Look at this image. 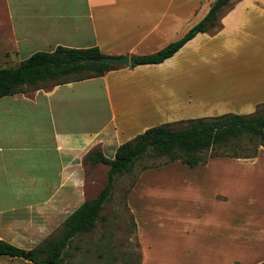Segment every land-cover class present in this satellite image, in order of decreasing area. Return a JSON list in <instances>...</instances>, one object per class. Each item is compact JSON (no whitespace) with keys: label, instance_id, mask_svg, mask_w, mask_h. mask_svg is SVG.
I'll return each mask as SVG.
<instances>
[{"label":"crops","instance_id":"0c3cea01","mask_svg":"<svg viewBox=\"0 0 264 264\" xmlns=\"http://www.w3.org/2000/svg\"><path fill=\"white\" fill-rule=\"evenodd\" d=\"M214 1L0 0V68L60 46L154 55L184 38ZM221 25L162 63L1 97L0 240L33 250L96 198L89 195L108 166L87 162L92 151L114 159L121 145L162 124L257 112L264 104V0L233 1ZM216 171L189 167L183 203H163L158 215L150 210L155 203H128L140 264L264 262V203L251 191L247 210L227 203L226 192L221 202L220 191L207 188L219 183ZM190 193L205 202L193 203ZM0 264L33 263L0 255Z\"/></svg>","mask_w":264,"mask_h":264},{"label":"trees","instance_id":"16d2710c","mask_svg":"<svg viewBox=\"0 0 264 264\" xmlns=\"http://www.w3.org/2000/svg\"><path fill=\"white\" fill-rule=\"evenodd\" d=\"M233 1L215 0L207 16L184 38L154 55L133 56L130 66L162 63L197 34L218 31L222 26L221 16ZM101 56L104 55L99 48L73 49L60 46L53 52H38L16 67L0 68V98L22 93L28 88L40 89L102 77L120 67L92 60ZM243 137L264 147V104L251 115L225 114L150 128L121 145L114 159L98 150L92 151L86 157L87 162L102 163L109 167L107 182L98 196L86 201L66 219L58 233L39 247L27 251L0 240V255L28 256L33 264H71L73 252L82 249L76 240L92 233L103 218L102 212L113 193L117 176L132 173L137 163L146 159H153V162L145 164L143 171L174 162L195 168L207 163L208 159L204 155L206 151L228 147ZM218 156L215 154L213 158ZM163 158H166L164 163L155 162ZM101 243L99 241L97 245ZM98 256L103 258V253ZM141 261L142 256L138 264Z\"/></svg>","mask_w":264,"mask_h":264},{"label":"rangeland","instance_id":"374dc122","mask_svg":"<svg viewBox=\"0 0 264 264\" xmlns=\"http://www.w3.org/2000/svg\"><path fill=\"white\" fill-rule=\"evenodd\" d=\"M180 126V125H178ZM218 154V157L213 155ZM263 156H262V155ZM208 161L197 167L218 169L213 174L218 175L219 183L207 187L208 191H220L218 199L234 203V207L247 210V203H264V147L258 142H251L243 137L228 147L215 148L204 153ZM261 156V157H260ZM260 161L254 165L257 158ZM166 158L156 160L164 163ZM153 159L137 163L133 172L117 176L113 193L102 212V219L92 233L79 237L76 243L82 245L81 250L73 252L71 264H138L142 256L138 239L136 222L128 203H155L150 210L155 214L156 209H163V203H183V176L189 168L181 162H174L158 168L143 171L145 164ZM98 187L91 197L98 195L107 181L108 167H103ZM182 181V182H181ZM140 182V184H139ZM252 192L253 199L247 194ZM193 203L200 200L195 193H190ZM89 198V197H88ZM256 198V199H255ZM208 203V202H206ZM162 214V213H161ZM158 215V214H157ZM101 241L102 243L97 245ZM103 253V258L98 256ZM82 261V263H81Z\"/></svg>","mask_w":264,"mask_h":264},{"label":"water","instance_id":"95a60500","mask_svg":"<svg viewBox=\"0 0 264 264\" xmlns=\"http://www.w3.org/2000/svg\"><path fill=\"white\" fill-rule=\"evenodd\" d=\"M93 61L114 65V66H129L131 64V57L129 55L124 56H101L92 58ZM29 258L28 256H26Z\"/></svg>","mask_w":264,"mask_h":264}]
</instances>
